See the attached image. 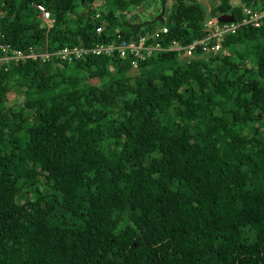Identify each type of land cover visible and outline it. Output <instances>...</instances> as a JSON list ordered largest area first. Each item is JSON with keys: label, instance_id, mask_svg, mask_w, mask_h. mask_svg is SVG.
Instances as JSON below:
<instances>
[{"label": "trees", "instance_id": "16d2710c", "mask_svg": "<svg viewBox=\"0 0 264 264\" xmlns=\"http://www.w3.org/2000/svg\"><path fill=\"white\" fill-rule=\"evenodd\" d=\"M262 4L0 0V264H264Z\"/></svg>", "mask_w": 264, "mask_h": 264}, {"label": "built area", "instance_id": "2783aa9c", "mask_svg": "<svg viewBox=\"0 0 264 264\" xmlns=\"http://www.w3.org/2000/svg\"><path fill=\"white\" fill-rule=\"evenodd\" d=\"M36 8L43 13V16L45 18H47L49 16L48 11L44 8V6L40 3L36 4ZM244 12H247L248 16L242 18V22H252L254 25L259 24V17L261 15L264 14V4H262L261 6H256V8H252L251 6H245L242 9ZM210 25L214 24L213 20L209 19L207 21ZM236 26V23H233L232 21H230L229 23H226L224 25L220 24L218 25H214V27L216 28L215 31L211 32V35H222L226 32L232 31ZM96 29H100V27H96ZM162 30H165V26L161 27ZM145 36L141 35L139 36V40L137 42H134L133 40H120L117 43H110L107 45H102V44H95L92 47H81L78 45H74L71 47H61L58 50L55 51V57L58 59H70L72 56H78L82 53H86L87 51H91L94 53H99L100 51H105L108 52L111 49H115L118 51L119 54H123L126 48L129 49H133V53L134 55L140 56L142 57L139 48L141 46H145L147 48H149V45H144L143 41H144ZM203 44V43H202ZM219 46V42L217 41V43L214 45L215 47ZM203 48H206V46L204 45ZM21 53L19 51L15 52V56L20 55ZM47 52L42 53L43 56H47ZM5 58V56H4ZM135 61V60H134ZM132 61V62H134Z\"/></svg>", "mask_w": 264, "mask_h": 264}, {"label": "clouds", "instance_id": "9594fccd", "mask_svg": "<svg viewBox=\"0 0 264 264\" xmlns=\"http://www.w3.org/2000/svg\"><path fill=\"white\" fill-rule=\"evenodd\" d=\"M200 1V0H199ZM37 3H39V2H37ZM37 3H33L35 6H36V4ZM41 4V3H40ZM43 5V4H42ZM44 6V5H43ZM44 8H45V6H44ZM46 9V8H45ZM47 11H48V9H46ZM37 11L38 12H40L38 9H37ZM48 13H49V16L47 17V18H45L44 16H43V13L42 12H40V14H41V16H42V19L44 20L42 23H41V25H47V26H50V24H51V22H52V20H53V18L50 16V12L48 11ZM209 19H211V20H213L211 17H209V18H207L206 19V24L207 25H209L210 26V24L207 22ZM160 29V31H165V30H162L161 28H159ZM229 32H231V31H229ZM225 34V33H224ZM141 35H144V36H146V34H140L139 36H141ZM3 47H4V44H2V43H0ZM171 46H170V48L169 49H178L179 48V46H178V44L175 42V41H173V42H171ZM64 46H66V47H71V46H74V45H68V44H65ZM64 46H62V47H64ZM155 47V45H150L149 47ZM191 46H189V48H190ZM59 48H61V47H59ZM58 48V49H59ZM1 49H2V47H1ZM58 49H56V50H58ZM166 49V48H165ZM55 50V51H56ZM21 54L20 55H18V56H15V53L14 54H12V55H10V54H8V55H4L5 56V58L6 57H12V58H14L15 59V62H18V61H23L24 60V58H26V57H34L35 56V54H36V52L35 51H32V52H27V53H25V52H23V51H19ZM44 52H47L48 54L50 53V51H45V50H42L41 52H39V54H40V56H43L42 55V53H44ZM180 55H182V56H184V55H190V56H192V52H190V50L189 49H185L184 51H182V52H180ZM44 57V56H43ZM58 59V58H57ZM131 66L132 67H135V61L134 62H132V64H131ZM132 67H131V69H132Z\"/></svg>", "mask_w": 264, "mask_h": 264}, {"label": "rangeland", "instance_id": "374dc122", "mask_svg": "<svg viewBox=\"0 0 264 264\" xmlns=\"http://www.w3.org/2000/svg\"><path fill=\"white\" fill-rule=\"evenodd\" d=\"M145 1L148 2V0H145ZM207 1H208V0H200L201 3H207ZM212 2H217V0H212ZM166 4H169L168 1L166 2ZM157 6H158V1H155L151 6H149V5L146 6L145 9H144L145 16L142 15V14H140V15H139L140 18H141V19H145L146 15H147V12H150V13H156V7H157ZM77 9H79V8L77 7ZM206 9H207V6H206ZM156 14H157V15H162V13H161V14L156 13ZM166 14H167V13H164V14H163V17H165ZM146 18H147V17H146ZM222 35H224V34H222ZM222 35H221V36H222ZM131 70H132V71L135 70L134 67H132ZM88 80H90L91 82H95V81H96V78H95V77H89Z\"/></svg>", "mask_w": 264, "mask_h": 264}, {"label": "water", "instance_id": "95a60500", "mask_svg": "<svg viewBox=\"0 0 264 264\" xmlns=\"http://www.w3.org/2000/svg\"><path fill=\"white\" fill-rule=\"evenodd\" d=\"M218 20H232L233 19V15L231 13H222L220 15L217 16Z\"/></svg>", "mask_w": 264, "mask_h": 264}]
</instances>
